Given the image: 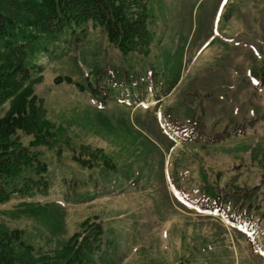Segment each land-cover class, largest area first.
I'll list each match as a JSON object with an SVG mask.
<instances>
[{"label": "rangeland", "instance_id": "rangeland-1", "mask_svg": "<svg viewBox=\"0 0 264 264\" xmlns=\"http://www.w3.org/2000/svg\"><path fill=\"white\" fill-rule=\"evenodd\" d=\"M148 5V54L123 55L91 21L80 49L29 52L45 68L34 89L62 130L33 147L49 193L0 204V225L21 230L36 264H55L86 219L105 229L92 264H264V175L251 158L264 145V0ZM96 72L124 80L95 94Z\"/></svg>", "mask_w": 264, "mask_h": 264}, {"label": "trees", "instance_id": "trees-1", "mask_svg": "<svg viewBox=\"0 0 264 264\" xmlns=\"http://www.w3.org/2000/svg\"><path fill=\"white\" fill-rule=\"evenodd\" d=\"M148 1L0 0V107L10 103L9 110L0 118V204L15 195L45 196L51 188L49 164L40 150L33 147L50 144V139L62 127H56L47 118L44 99L34 89V84L44 79L45 68L29 63V52L40 49L55 54L78 50L87 37L85 24L91 21L95 27L103 28L109 42L123 55L134 51L148 54L155 40V33L150 29L154 14ZM96 73L95 83L99 87L93 88L95 94L102 87L109 89L108 85L124 80L109 74L111 83L107 84L102 82L104 75ZM178 78L174 77L165 95L177 84ZM64 81L73 83L70 77L55 79L56 84ZM256 120L264 121V111ZM18 131L34 136L30 145L21 142ZM251 158L258 162L264 175L263 144L252 147ZM105 167L111 171L118 169L115 164H105ZM80 226L83 231L73 234L63 251L55 256V264H92L93 255L102 250L103 222L86 219ZM21 233L19 229L9 231L0 225V264L38 263L34 247L23 240ZM111 244L108 241V247Z\"/></svg>", "mask_w": 264, "mask_h": 264}]
</instances>
